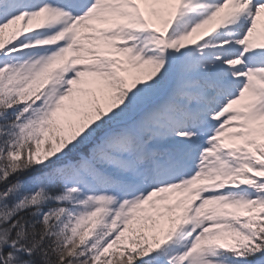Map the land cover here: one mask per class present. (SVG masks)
Returning <instances> with one entry per match:
<instances>
[{"label": "snow or ice", "instance_id": "1", "mask_svg": "<svg viewBox=\"0 0 264 264\" xmlns=\"http://www.w3.org/2000/svg\"><path fill=\"white\" fill-rule=\"evenodd\" d=\"M0 264H264V0H0Z\"/></svg>", "mask_w": 264, "mask_h": 264}]
</instances>
